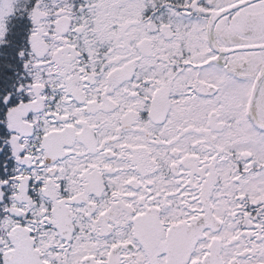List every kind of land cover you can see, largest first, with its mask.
<instances>
[{
  "label": "snow or ice",
  "instance_id": "obj_1",
  "mask_svg": "<svg viewBox=\"0 0 264 264\" xmlns=\"http://www.w3.org/2000/svg\"><path fill=\"white\" fill-rule=\"evenodd\" d=\"M0 264H264V0H0Z\"/></svg>",
  "mask_w": 264,
  "mask_h": 264
}]
</instances>
